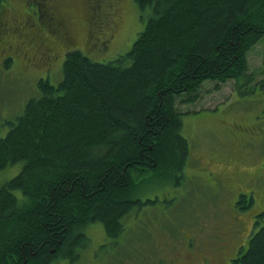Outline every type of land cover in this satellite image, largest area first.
Returning a JSON list of instances; mask_svg holds the SVG:
<instances>
[{
	"label": "trees",
	"instance_id": "1",
	"mask_svg": "<svg viewBox=\"0 0 264 264\" xmlns=\"http://www.w3.org/2000/svg\"><path fill=\"white\" fill-rule=\"evenodd\" d=\"M38 1L28 5L40 9ZM135 1L148 20L131 49L107 61L69 49L63 78H40L38 96L0 137V170L23 162L0 188V264L73 262L94 222L116 252L127 216L162 201L150 191L184 178L190 145L178 102L196 101L206 80L219 89L234 79L250 91L248 54L264 36V0ZM237 203L250 208L253 195ZM254 223L230 264H264V210Z\"/></svg>",
	"mask_w": 264,
	"mask_h": 264
},
{
	"label": "rangeland",
	"instance_id": "2",
	"mask_svg": "<svg viewBox=\"0 0 264 264\" xmlns=\"http://www.w3.org/2000/svg\"><path fill=\"white\" fill-rule=\"evenodd\" d=\"M28 1L8 0L4 6L9 31L0 44V137L38 96L40 78L54 84L63 78L69 49L79 48L96 61L111 60L131 49L148 20L135 0H58L69 30V39L61 40L38 22L22 31L18 21L29 16L32 22L36 11ZM37 31L45 46L59 53L57 59L25 65L17 55L6 67L1 56L7 46L34 37L37 44ZM248 57L255 73L249 92L237 90L234 79L219 89L206 80L196 101L178 102L181 132L190 145L181 184L150 191L162 201L127 216V233L116 252L103 223L94 222L85 228L89 241L80 257L54 264H230L239 245L246 247L250 232L259 227L255 215L264 210V36ZM22 167L19 161L0 170V188ZM241 193L253 195L250 208L239 207ZM189 238L193 244L187 248Z\"/></svg>",
	"mask_w": 264,
	"mask_h": 264
},
{
	"label": "flooded vegetation",
	"instance_id": "3",
	"mask_svg": "<svg viewBox=\"0 0 264 264\" xmlns=\"http://www.w3.org/2000/svg\"><path fill=\"white\" fill-rule=\"evenodd\" d=\"M60 3L58 0H39L38 4H39V8L36 9L35 13L33 15V21L30 22L29 16H27L26 18L22 17L18 23H19V27L22 29H24V27L26 25L29 24H33V25H37V22L39 24H41L42 28L45 27L50 31V27H52L53 32L57 33V37L60 38L61 40H67L69 39V35L67 32V21L62 17V14L60 13ZM5 20V17H4ZM3 26H5L6 21L2 22ZM37 28V27H35ZM5 34L9 31V29L7 27H5ZM41 28H39L40 30ZM7 31V32H6ZM5 34L3 36H0V44L2 42V39L5 38ZM41 33L37 31L36 36L40 39L39 43H35V37L34 38H28L27 40H23V41H17L15 43H12L15 47L13 48V45H8L6 48V53L2 54L1 58L3 60V62H5V59L10 57L14 62L17 58V55H21L23 60H24V64L25 65H29L32 64L33 62H35V60L37 59V61H41L42 63H49V61L55 59H57L58 54L55 56L53 54V48L49 47V46H45V41L43 39V36L40 35ZM30 46L29 49L27 48L26 45ZM11 47L13 49H11ZM16 54V55H15Z\"/></svg>",
	"mask_w": 264,
	"mask_h": 264
}]
</instances>
